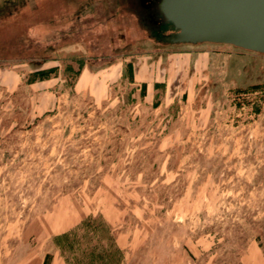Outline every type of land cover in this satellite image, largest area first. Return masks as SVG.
Here are the masks:
<instances>
[{"label":"rangeland","instance_id":"374dc122","mask_svg":"<svg viewBox=\"0 0 264 264\" xmlns=\"http://www.w3.org/2000/svg\"><path fill=\"white\" fill-rule=\"evenodd\" d=\"M141 1L0 0V264L94 216L121 264H264V54Z\"/></svg>","mask_w":264,"mask_h":264},{"label":"water","instance_id":"95a60500","mask_svg":"<svg viewBox=\"0 0 264 264\" xmlns=\"http://www.w3.org/2000/svg\"><path fill=\"white\" fill-rule=\"evenodd\" d=\"M171 44H226L264 54V0H158Z\"/></svg>","mask_w":264,"mask_h":264},{"label":"trees","instance_id":"16d2710c","mask_svg":"<svg viewBox=\"0 0 264 264\" xmlns=\"http://www.w3.org/2000/svg\"><path fill=\"white\" fill-rule=\"evenodd\" d=\"M51 243L65 264H121L123 261L115 232L101 216L84 219L73 229L53 237ZM48 260L46 255L43 264H49Z\"/></svg>","mask_w":264,"mask_h":264},{"label":"flooded vegetation","instance_id":"af4514ba","mask_svg":"<svg viewBox=\"0 0 264 264\" xmlns=\"http://www.w3.org/2000/svg\"><path fill=\"white\" fill-rule=\"evenodd\" d=\"M157 1L158 0H142L141 1L144 9H147L149 11V16L151 19L154 20L153 22L156 26L161 25L163 23V20L160 17V14L156 7Z\"/></svg>","mask_w":264,"mask_h":264},{"label":"crops","instance_id":"0c3cea01","mask_svg":"<svg viewBox=\"0 0 264 264\" xmlns=\"http://www.w3.org/2000/svg\"><path fill=\"white\" fill-rule=\"evenodd\" d=\"M137 73V70L135 71V68H134V74H136Z\"/></svg>","mask_w":264,"mask_h":264}]
</instances>
